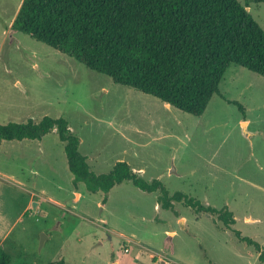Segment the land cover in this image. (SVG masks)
<instances>
[{
  "label": "rangeland",
  "instance_id": "obj_1",
  "mask_svg": "<svg viewBox=\"0 0 264 264\" xmlns=\"http://www.w3.org/2000/svg\"><path fill=\"white\" fill-rule=\"evenodd\" d=\"M21 2L0 0V125L61 117L93 173L126 162L170 195L226 207L235 225L221 229L213 215L177 203L156 208L157 193L130 182L106 194L75 187L53 130L0 142L8 264H128L138 252V264H260L232 230L264 249V77L230 65L218 87L224 99L214 95L194 117L12 30ZM247 10L264 30V2L250 0Z\"/></svg>",
  "mask_w": 264,
  "mask_h": 264
},
{
  "label": "trees",
  "instance_id": "obj_2",
  "mask_svg": "<svg viewBox=\"0 0 264 264\" xmlns=\"http://www.w3.org/2000/svg\"><path fill=\"white\" fill-rule=\"evenodd\" d=\"M243 1L244 3H242ZM250 0H22L11 29L68 56L113 83L153 96L181 112L200 117L230 65L264 77V30L248 12ZM262 1L264 0H255ZM240 110L241 104L231 102ZM56 131L73 184L89 193H108L130 182L146 193H157L161 209L174 203L194 213H209L217 227L231 229L233 214L176 192L158 180L146 181L123 161L107 174L93 173L80 141L63 118L0 125L1 141L41 140ZM233 234L253 246L260 264L264 249L251 239ZM9 257L0 248V264ZM49 264H65L63 259Z\"/></svg>",
  "mask_w": 264,
  "mask_h": 264
},
{
  "label": "crops",
  "instance_id": "obj_3",
  "mask_svg": "<svg viewBox=\"0 0 264 264\" xmlns=\"http://www.w3.org/2000/svg\"><path fill=\"white\" fill-rule=\"evenodd\" d=\"M169 106V105H168ZM244 124V123H243ZM139 170H136L135 172H138ZM159 206L158 205H156V208H158ZM25 210H27V208L25 209ZM24 209H22L21 211H20V213L18 214V216H20L21 214H23V212L25 211ZM6 234H7V232H4V233H2V234H0V240L2 241L3 239H5L6 238ZM168 235H170L169 233H168ZM1 241H0V243H1ZM3 242V241H2ZM1 246V245H0ZM139 254H141V252H138V254L136 255V256H134V260H135V263H128V264H138V263H140L139 261L137 262L136 260H138L139 259V257H141ZM117 264H120L119 262H117Z\"/></svg>",
  "mask_w": 264,
  "mask_h": 264
},
{
  "label": "built area",
  "instance_id": "obj_4",
  "mask_svg": "<svg viewBox=\"0 0 264 264\" xmlns=\"http://www.w3.org/2000/svg\"><path fill=\"white\" fill-rule=\"evenodd\" d=\"M123 253H124V254H125V253H128V249H127V248H124Z\"/></svg>",
  "mask_w": 264,
  "mask_h": 264
},
{
  "label": "water",
  "instance_id": "obj_5",
  "mask_svg": "<svg viewBox=\"0 0 264 264\" xmlns=\"http://www.w3.org/2000/svg\"><path fill=\"white\" fill-rule=\"evenodd\" d=\"M168 105V104H167ZM41 243H42V241H41ZM113 264H117L116 262L115 263H113Z\"/></svg>",
  "mask_w": 264,
  "mask_h": 264
}]
</instances>
